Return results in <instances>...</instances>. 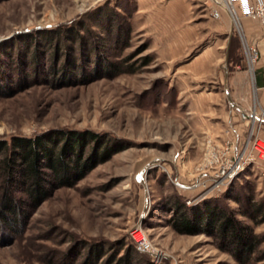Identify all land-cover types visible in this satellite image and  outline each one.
I'll use <instances>...</instances> for the list:
<instances>
[{
    "label": "rangeland",
    "instance_id": "1",
    "mask_svg": "<svg viewBox=\"0 0 264 264\" xmlns=\"http://www.w3.org/2000/svg\"><path fill=\"white\" fill-rule=\"evenodd\" d=\"M223 1L0 0V53L26 49L24 34L60 27L66 36H101L106 54L130 69L0 94V139L75 128L122 146L33 208L24 227L0 242V264H81L92 261L91 248L102 253L98 264H243L213 236L180 232L170 221L173 197L189 206L221 197L264 232V221L229 197L252 190L264 201L261 159L247 148L252 132L264 129V25ZM112 8L131 23L126 46L113 39L105 15ZM234 146L246 166L216 182Z\"/></svg>",
    "mask_w": 264,
    "mask_h": 264
},
{
    "label": "trees",
    "instance_id": "2",
    "mask_svg": "<svg viewBox=\"0 0 264 264\" xmlns=\"http://www.w3.org/2000/svg\"><path fill=\"white\" fill-rule=\"evenodd\" d=\"M105 15L115 29V44L126 46L131 33L129 18L115 8ZM80 28L86 29V26ZM24 35L28 42L26 49L15 52L13 47L0 53L1 95L14 93L31 83L60 87L130 71L121 60L106 54L104 39L99 35L87 36L78 30L66 36V30L60 27ZM43 42L46 47L41 51ZM50 48L53 50L47 60ZM121 148L109 137L91 129L58 128L35 135H14L10 140L0 139V242L20 231L32 209L56 188L74 185ZM249 191L239 190L229 197L240 204L241 213L255 222L264 221V201H256L254 191ZM170 209V221L178 231L206 233L241 263L264 264V248H260L264 232H256L221 197L189 206L182 196H176ZM101 255L91 248L86 260L92 261L81 264H98Z\"/></svg>",
    "mask_w": 264,
    "mask_h": 264
},
{
    "label": "built area",
    "instance_id": "3",
    "mask_svg": "<svg viewBox=\"0 0 264 264\" xmlns=\"http://www.w3.org/2000/svg\"><path fill=\"white\" fill-rule=\"evenodd\" d=\"M228 5L232 7V11L237 15L238 13L250 15L255 18L261 19L262 24L264 25V0H228ZM240 10V12H239ZM259 118V117H257ZM249 153L256 155L258 158L261 159L262 163V170L264 172V138L258 132H252V138H250L248 145ZM229 149V148H228ZM230 151V150H229ZM211 154L214 153V150L210 149L209 151ZM238 151L237 148L234 146L231 150L230 161L225 164L223 167L222 173H219L215 178L216 182H227L228 180L232 179L243 167L246 166L245 162L238 160ZM249 157L248 159H253L255 157ZM204 174H208L207 171L203 172ZM202 175V174H201ZM200 177V176H199ZM197 183L193 185L184 184V187H191L195 186ZM139 247H144L143 243H139Z\"/></svg>",
    "mask_w": 264,
    "mask_h": 264
},
{
    "label": "bare ground",
    "instance_id": "4",
    "mask_svg": "<svg viewBox=\"0 0 264 264\" xmlns=\"http://www.w3.org/2000/svg\"><path fill=\"white\" fill-rule=\"evenodd\" d=\"M223 5H225V7L229 10V11H232V7L230 6V5H228V0H224L223 1ZM229 7H230V9H229ZM233 12V11H232ZM234 13V12H233ZM235 14V13H234ZM236 15V14H235ZM235 17V20H236V16H234Z\"/></svg>",
    "mask_w": 264,
    "mask_h": 264
},
{
    "label": "water",
    "instance_id": "5",
    "mask_svg": "<svg viewBox=\"0 0 264 264\" xmlns=\"http://www.w3.org/2000/svg\"><path fill=\"white\" fill-rule=\"evenodd\" d=\"M227 93L229 95L230 101L234 103L233 99L231 98L230 90L228 87H226ZM149 165L145 168V170H148ZM182 186L184 185L183 183H180Z\"/></svg>",
    "mask_w": 264,
    "mask_h": 264
},
{
    "label": "crops",
    "instance_id": "6",
    "mask_svg": "<svg viewBox=\"0 0 264 264\" xmlns=\"http://www.w3.org/2000/svg\"><path fill=\"white\" fill-rule=\"evenodd\" d=\"M262 134H263V136H264V129L262 130Z\"/></svg>",
    "mask_w": 264,
    "mask_h": 264
}]
</instances>
